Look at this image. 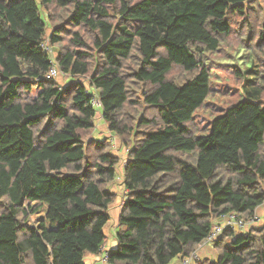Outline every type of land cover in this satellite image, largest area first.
Masks as SVG:
<instances>
[{
    "label": "trees",
    "instance_id": "obj_1",
    "mask_svg": "<svg viewBox=\"0 0 264 264\" xmlns=\"http://www.w3.org/2000/svg\"><path fill=\"white\" fill-rule=\"evenodd\" d=\"M259 1L0 0V264L97 256L114 185L127 199L109 264H171L221 215H254L264 203V31L237 26ZM46 40L66 86L45 78ZM228 40L250 63L235 70L242 100L200 136L189 124L213 91L201 57ZM98 111L127 149L122 172L108 139L92 138ZM213 247L217 257L199 264H264V214Z\"/></svg>",
    "mask_w": 264,
    "mask_h": 264
},
{
    "label": "rangeland",
    "instance_id": "obj_2",
    "mask_svg": "<svg viewBox=\"0 0 264 264\" xmlns=\"http://www.w3.org/2000/svg\"><path fill=\"white\" fill-rule=\"evenodd\" d=\"M252 10L255 11L251 14V16H249L248 21L250 24L241 22L237 26V29L243 27V29L247 31V29L252 26V29L250 31L253 33H259L260 30L264 31V29L262 28V23L264 21V2L260 0L259 3H255L254 8ZM40 15L41 18H43L44 20L45 16L42 9H40ZM47 33H50V30H48ZM237 45L238 43L234 40L223 41L220 46V49L217 52L205 51L201 57L202 61L211 69V87L213 91L211 93L210 98L206 101L205 106L195 114L192 122L189 124L191 130H193L196 134L200 136H204L209 133L212 121L216 115L217 117L222 115L228 107L242 100V82L240 78L237 77V73L235 72V70L237 68H241L238 67V65L248 66L250 63H246L245 60H243L244 56L242 51L235 54L236 49L238 47ZM53 53L56 55V52L54 50ZM260 69L261 71L264 70V63L262 62H260ZM197 72L198 71L192 73V76L196 75ZM178 75L182 76L181 71L179 69H176V71L171 76L167 77V80L174 82L173 79H175ZM186 77L190 76L186 75ZM67 81L69 82L70 80ZM59 82L62 86H66V80H59ZM145 88L148 89L149 86H146ZM129 91L131 100L139 101L142 87L138 84H130ZM35 94L36 92H32L30 93V96H34ZM139 103H137L136 106H130L129 108V111L137 112V117L140 116V112L142 110V107H140ZM135 107H137L136 110L133 109ZM148 116L151 117L153 116V114H148ZM99 118L100 117L96 118L95 129H97V124L99 123L97 119ZM99 125L100 123L98 124V126ZM110 135L111 134H109L108 136L106 135L105 138H107L109 143L111 144V153L119 157L122 162L126 159L127 149L123 146L121 147V141L119 140V138ZM96 138H98V140H102L104 137L98 135ZM121 169L122 166L120 167V171ZM118 181L120 182L121 180ZM114 186L117 187L118 190H113V192L117 193L119 197L116 204L118 207H121L123 188H121V186ZM37 217L38 215H31L27 224L29 226H32L35 220L38 219Z\"/></svg>",
    "mask_w": 264,
    "mask_h": 264
},
{
    "label": "built area",
    "instance_id": "obj_3",
    "mask_svg": "<svg viewBox=\"0 0 264 264\" xmlns=\"http://www.w3.org/2000/svg\"><path fill=\"white\" fill-rule=\"evenodd\" d=\"M43 49L47 51L50 55V62L51 65L49 67L48 73L46 75V79L48 80H54L61 84L59 80L61 79H68V77L63 74L57 67L55 63V54L53 53V49L50 47L48 40L45 41L42 45ZM91 106L95 109H100L101 104L98 100V97L93 93V98L91 100ZM98 114L100 112L98 111ZM126 160V159H125ZM122 161L121 166V172L123 171V168L125 166L126 161ZM121 178L118 177L117 180H120ZM125 196V190L123 189V197H122V204L126 201ZM264 204V203H263ZM260 217L254 213L252 217H250L248 220H244L241 217H239L236 213H227L221 215L217 221L214 222L213 228L211 229V232L209 235L201 242L199 245V249L197 248L195 251H193L189 256L186 257H179V264H199L202 261L201 255L199 254V250L204 246H214L215 242L219 239V237L225 232V231H233V232H244L249 227L253 225H257L260 223ZM109 251L107 250L105 243L100 247L99 252L97 254V257H99L98 261L101 264H109Z\"/></svg>",
    "mask_w": 264,
    "mask_h": 264
},
{
    "label": "crops",
    "instance_id": "obj_4",
    "mask_svg": "<svg viewBox=\"0 0 264 264\" xmlns=\"http://www.w3.org/2000/svg\"><path fill=\"white\" fill-rule=\"evenodd\" d=\"M63 80H67V79H61L60 81ZM69 80V79H68ZM100 117L99 119H97L100 123V125L98 126L97 124V129H95V131L92 133V137L93 139H97L96 138L98 135L99 136H103L105 137L106 135L108 136L110 133L107 129V127L105 126V123L103 122V120L101 119V115H97V118ZM97 121V122H98ZM111 136V135H110ZM114 190V188H113ZM122 206L118 207L117 204L113 205L110 209V217L111 220L109 222V224L106 226L105 228V235H106V248L109 252L114 251L117 248V239H116V235H117V230H118V217L119 214L121 212ZM255 213L257 216L260 217V219H262V216L264 214V204L260 207H258L255 210ZM261 222V220H260ZM199 249V248H198ZM199 254L201 255L202 259H215L217 257V253L214 249L213 246H204L199 250ZM99 257H97L96 255H87L85 256L84 262L85 264H101L98 261ZM171 264H179V258L175 259Z\"/></svg>",
    "mask_w": 264,
    "mask_h": 264
}]
</instances>
